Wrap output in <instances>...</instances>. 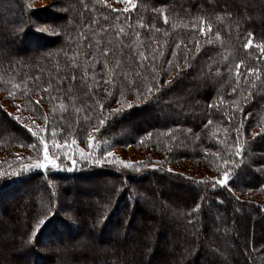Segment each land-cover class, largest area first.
<instances>
[{
	"label": "trees",
	"instance_id": "trees-1",
	"mask_svg": "<svg viewBox=\"0 0 264 264\" xmlns=\"http://www.w3.org/2000/svg\"><path fill=\"white\" fill-rule=\"evenodd\" d=\"M34 1L0 0V92L10 103L0 100V261L264 264V0H135L128 12L106 0H54L62 13L37 21L45 33L27 18L36 14ZM8 5L16 8L13 15L1 13ZM249 39L254 46L245 49ZM9 40L21 44L20 51ZM139 52L148 59L141 63ZM105 61L110 69L119 61L126 76L111 81L101 71ZM34 125L45 130L41 135L59 167L21 171L43 159V145L28 130L36 131ZM128 149L133 155L122 156ZM185 170L195 175L180 172ZM225 171L229 184L213 188ZM99 172L116 177L102 180V196L91 209L77 208L81 228L96 223L94 234L66 241L62 234L74 237L78 219L62 218L57 198L68 193V180ZM148 177L163 185L159 199ZM177 183L186 192L178 194ZM24 188L31 204L24 220L13 221L4 197ZM119 193L128 215H135L124 214L112 235L103 237L117 213L106 212ZM147 194L157 199L150 210L141 201ZM246 200L245 207L238 205ZM157 216L165 221L153 223ZM47 236L57 240L53 247L62 243L49 257L36 247ZM17 241L29 258L14 252ZM102 241L110 244L98 247ZM126 241L134 252L118 248ZM74 245L80 249L68 251Z\"/></svg>",
	"mask_w": 264,
	"mask_h": 264
},
{
	"label": "rangeland",
	"instance_id": "rangeland-1",
	"mask_svg": "<svg viewBox=\"0 0 264 264\" xmlns=\"http://www.w3.org/2000/svg\"><path fill=\"white\" fill-rule=\"evenodd\" d=\"M54 0H36L33 3L36 5L35 7V12L36 14H33L32 17L31 16H27V18L29 19V22L32 24V26L35 28V30L37 32L40 33H45L44 30H46L44 27H42L41 24L37 25V21L38 22H45L46 19L47 21H51V12L56 13V15H59L60 13H62V8H59L58 6L54 5ZM107 2H109L111 5H113L115 8H119V9H130L132 7H134L135 5V0H132L131 3L128 2V0H106ZM8 10H10L9 12V16L13 15V11L16 12V8H14V6L12 5H8L7 9L1 11V13L7 12ZM44 29V30H41ZM24 40L23 36L20 38V43H22ZM38 41H40V39H38ZM8 44L13 46V44L15 45L14 50L16 51H20V45L21 44H15L13 41L11 43V40L8 41ZM253 44V43H252ZM28 46L31 47V49L36 50L38 49V47H35L34 45H32L31 43L28 44ZM259 46L264 48V44H259ZM14 47V46H13ZM18 47V48H17ZM194 85V83H193ZM4 100V105L10 107V103L9 101H7L4 97V94H2L0 92V100L3 101ZM160 120L163 118H159ZM7 125V124H6ZM133 155V150L132 149H128L122 152V156H128L131 157ZM2 156L0 154V160H1ZM191 163L188 166H190ZM201 168H203L201 166ZM204 169V168H203ZM182 174L187 173V176H189L188 174L191 175H195L190 173L189 171H180ZM116 175L113 172H99V173H93L89 176V178H84V179H71L68 180L69 186H68V193L63 194L62 197L57 198L56 203L58 204V213L59 215L64 218L65 220H67L68 222H72L73 218H77L78 219V223H73L74 227L76 228V233L74 237H70V235L68 234H62V238L65 239L66 241L68 240H74L77 239L78 237H80L81 232H84L85 235H89V234H94L95 231V225L96 223L94 221L89 220L88 221V228L87 230L84 229L83 227L81 228V224H80V218L81 215L80 213L77 211V208H79V205L82 204L83 208H87V209H91L93 203L98 202L99 198L102 196L103 193V189H104V184L105 182H103L102 180H109L111 178H115ZM146 181H151L152 185L155 188V197L157 199H159V196H161V192L163 189V185L160 184V182H157L155 179H152V177H148V179ZM144 182V181H139ZM178 186L176 188L178 194H182L183 192H186L187 188L183 185L179 186V183H177ZM128 186V185H127ZM129 188V186H128ZM131 188H129L130 190ZM200 190V188H198ZM132 195H137L135 190H130ZM29 192L30 189L29 188H24L22 191H15L12 193V195H8L4 197V200H6L5 206L3 207L4 211L7 213H11L12 214V220L14 221L16 218H19V220H24L25 216L27 214V209L30 206V197H29ZM201 192H204L203 190ZM179 195H177L178 198ZM121 197V193L118 194V196L115 197V200L113 201V205L111 207V209L108 208V212H106V217L107 215L110 214V217L112 216L111 213L113 212H117L116 215L114 214L112 221L108 224V226H106V229H104V232L102 231L101 233H103V237H109L110 235H112V233L114 232V230H116L119 226H116V224H118V222L120 221V218L126 214L125 217L129 216H133L135 215V213L130 212V215H128V211H126L125 208V202L120 201L119 198ZM156 198H154L152 195H145V197L141 200L143 202V204L150 210L152 207H154V203L156 202ZM147 199V201H146ZM39 202L40 207L42 208H46L47 205L43 206V204H45V201L42 199L37 200ZM206 204H208V199L206 197H204V200ZM247 201V202H246ZM245 202H243L242 204H238L240 207H245L246 204L248 203L249 200H246ZM177 203L176 205L180 206L181 204L183 205V203H181L180 201L176 200ZM37 204V203H36ZM79 204V205H78ZM81 205V206H82ZM237 204L233 203V212L234 214H238V208L236 206ZM66 206H70L71 210L73 212H69L68 210H66ZM120 206V207H119ZM53 209H50L48 212H52ZM10 214V215H11ZM105 216V214H104ZM101 217V219L104 218ZM106 219V218H105ZM122 219V218H121ZM108 220V219H106ZM106 220L103 221L106 222ZM163 222L165 221V219L163 217L157 216L155 219L152 220L153 223L155 224H159V222ZM132 221L130 219L129 223L126 225V235H131V225ZM100 227H102V225H99ZM234 226H235V222H234ZM72 229V227L70 228ZM154 229V228H153ZM100 231V230H99ZM14 235H15V231H14ZM199 236L203 237L201 232L199 234ZM48 237V236H47ZM46 239V240H45ZM45 239H41L40 245L37 244L36 247H38V249L40 251H42L45 255H47L48 257L51 255L52 252V248L54 249V247L56 246L55 250H59L61 249L62 243L61 240L59 239V242L55 244V246H51V244L53 242H57V240L48 237ZM17 245L12 248L14 250V252L19 255L21 258L23 259H27L29 258V254L27 252V250H25L22 246L19 245V242L17 241ZM110 244V242L107 241H102L98 244V247H104L106 245ZM112 244V242H111ZM117 247V246H115ZM119 249H130L131 252H134V248L131 245V243H129L128 241L124 242L122 246H118ZM11 250V248H9ZM78 249V247L74 246H69L68 247V251L70 252H76ZM4 251V249H2ZM136 254L134 253V256ZM136 257V256H135ZM0 264H8V262H3L0 261ZM39 264H43V263H39Z\"/></svg>",
	"mask_w": 264,
	"mask_h": 264
},
{
	"label": "snow or ice",
	"instance_id": "snow-or-ice-1",
	"mask_svg": "<svg viewBox=\"0 0 264 264\" xmlns=\"http://www.w3.org/2000/svg\"><path fill=\"white\" fill-rule=\"evenodd\" d=\"M128 2L131 3L132 0H128ZM113 11H119V10H117V9H113ZM124 11H125V12H128V11H130V9L125 8ZM164 20H165V23H167V17H166V16L164 17ZM209 29H211V25H209ZM41 30H44V29H41ZM200 31H201V33H203V32H204V29L201 28ZM120 34H121V35L123 34V29L120 30ZM252 46H254V45L252 44V40L249 39L248 43H246V44L244 45V48H245V49H248L249 47H252ZM262 51H264V49H262ZM112 54H113V55L115 54V50H113V53H112ZM175 54H176V53L173 52V55H175ZM102 55H104V56H108V55H109V51H108L107 49H105V51L102 53ZM138 55H139V58H140L141 63H142L145 59H148V58L145 56V54H144L143 52H139ZM152 59H153V60L155 59V55H154V54H153ZM169 63L171 64V61H169ZM92 67L95 68L96 65L93 64ZM120 67H121V65H120L119 61H117L116 65H115L113 68L110 69V68L108 67V63H107V61H105V63H104V67L102 68L101 71H102L103 73H105V74H110V80L113 81V82H115L119 77H125V76H126L125 73H123V72L120 71ZM236 67H237V69L239 70L240 67H241V65H240V64H237ZM247 72H248L250 75H252V76H256L258 70H254V69L249 68V69H247ZM239 78H240V77H239V71H238V72H237V79H239ZM72 79L75 80L76 77H73ZM108 82H109V81H107V80L105 81V83H108ZM168 83H171V81H168ZM97 87H99V85H97ZM46 90H47V89H46ZM69 91H70V90H69ZM148 92L151 93V88L148 89ZM144 99L147 100V99H148V96H145ZM34 103L37 104V105H39L40 101L37 100V101H34ZM133 106H134V105H131V104L128 105L129 108H131V107H133ZM102 107H103V105H101V108H102ZM19 110H20V109H18V111H19ZM119 111H120V109H116V110H114V112H119ZM16 119L19 120L20 117H16ZM99 123H100V124H104L105 121H104V120H100ZM24 127L27 128L28 126L25 125ZM34 127H36V131H33L32 128H29L28 130H29V132H31V134H32L33 136L38 137L39 140H40V142H41V144L43 145V159H42V160H37L34 164L26 165V166L22 167V168H21V171H28L30 168H37V169H41V168H43V169H46V168H48L49 166H51L52 168H57V167H59V165H58V163H57V158H55L54 156H52V155L49 154V145H48V143H47L45 137H44L43 135H41V132H42V131H45V130H44V129H40L39 126H35V125H34ZM149 135H151V134H149ZM88 143H89V146L92 145V143H93V137H91V136L88 137ZM73 144H75V141H73ZM56 147H57V149H59V148L61 147V145L57 143V144H56ZM80 154H81V156L83 157V156H84V151L81 150ZM112 155H113V154L110 153V152H109V153H105V156H106V157H111ZM236 155H237V156L240 155L239 151H237ZM117 159L119 160V158H117ZM91 162H92L93 164H96V163H102L103 161H102V160H98V159H93ZM110 162H111V161H110ZM119 163H120V164H123V165H124L125 167H127V168H134L133 163L130 162V161L119 160ZM73 164H75V161H73ZM153 167H155V165H153ZM137 171H138V169H137ZM169 171H171V170L169 169ZM0 174H2V173H0ZM12 174H13V175H18L19 173H12ZM229 182H230L229 172L225 171V172L223 173L222 178H219L218 180H214V181H213V188H215L217 185H219V186H221V187H225V186H227V185L229 184ZM205 183H206V182H205ZM196 207L199 208L200 205L197 204ZM43 223H44V220H40V221L35 225V229H36V230H39V228L41 227V225H42Z\"/></svg>",
	"mask_w": 264,
	"mask_h": 264
}]
</instances>
